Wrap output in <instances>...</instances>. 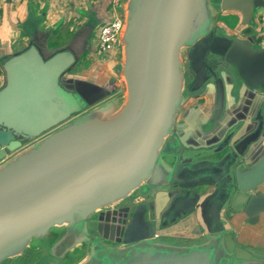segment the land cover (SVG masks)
<instances>
[{
  "label": "water",
  "instance_id": "1",
  "mask_svg": "<svg viewBox=\"0 0 264 264\" xmlns=\"http://www.w3.org/2000/svg\"><path fill=\"white\" fill-rule=\"evenodd\" d=\"M262 9L123 0L124 89L70 51L7 59L0 264H264L238 227L264 221V44L240 29Z\"/></svg>",
  "mask_w": 264,
  "mask_h": 264
},
{
  "label": "crops",
  "instance_id": "2",
  "mask_svg": "<svg viewBox=\"0 0 264 264\" xmlns=\"http://www.w3.org/2000/svg\"><path fill=\"white\" fill-rule=\"evenodd\" d=\"M111 14L109 0H4L0 18V87L6 80L4 62L35 45L46 58L64 49L71 51L76 62L70 75L107 86L114 82L121 89V80L114 73L120 52L109 58L97 50L98 30ZM232 16L236 23L228 24L234 28L239 24V15L222 19L227 21ZM256 17L254 25H241L240 29L257 40L264 26V9ZM238 227L242 239L249 231V238L244 240L264 247L257 242L258 237H264V221L253 226L239 217Z\"/></svg>",
  "mask_w": 264,
  "mask_h": 264
},
{
  "label": "built area",
  "instance_id": "3",
  "mask_svg": "<svg viewBox=\"0 0 264 264\" xmlns=\"http://www.w3.org/2000/svg\"><path fill=\"white\" fill-rule=\"evenodd\" d=\"M111 5V17L103 23L98 30V43L97 50L100 55L106 57H114L117 52H120V48L117 45L124 16L122 14L123 0H109ZM4 0H0V18L3 8ZM260 45L264 44V26L262 27L260 34L257 38Z\"/></svg>",
  "mask_w": 264,
  "mask_h": 264
},
{
  "label": "rangeland",
  "instance_id": "4",
  "mask_svg": "<svg viewBox=\"0 0 264 264\" xmlns=\"http://www.w3.org/2000/svg\"><path fill=\"white\" fill-rule=\"evenodd\" d=\"M64 50H66V51H69V50H67V49H64ZM71 52V51H70ZM102 57H106V56H104V55H101ZM120 57V56H119ZM120 80H121V78H120ZM121 88H123L124 89V82L121 80ZM186 115L184 114V117H185ZM184 119V118H183ZM248 233V234H247ZM245 236H244V239H247V238H249L248 236H250L249 235V231H246L245 233ZM259 244H264V242H261V241H257ZM32 256H33V252L31 251L30 253H28L27 254V256H25L24 258H20L19 260H13L14 262H18L17 264H29V262L32 260ZM71 259H73V256L71 257ZM70 259V260H71ZM21 261V262H20ZM14 262H10V263H8V264H13ZM70 262H67L66 264H69ZM16 264V263H15Z\"/></svg>",
  "mask_w": 264,
  "mask_h": 264
},
{
  "label": "flooded vegetation",
  "instance_id": "5",
  "mask_svg": "<svg viewBox=\"0 0 264 264\" xmlns=\"http://www.w3.org/2000/svg\"><path fill=\"white\" fill-rule=\"evenodd\" d=\"M207 105V100H201V101H197L195 102V104H193L189 109L190 111L187 113V115H190L192 112V110L197 109V108H202L203 106ZM194 112V111H193ZM180 121H183V119H181ZM259 241L264 242V237H258Z\"/></svg>",
  "mask_w": 264,
  "mask_h": 264
},
{
  "label": "trees",
  "instance_id": "6",
  "mask_svg": "<svg viewBox=\"0 0 264 264\" xmlns=\"http://www.w3.org/2000/svg\"><path fill=\"white\" fill-rule=\"evenodd\" d=\"M227 21L230 25H234L236 23L235 17H227Z\"/></svg>",
  "mask_w": 264,
  "mask_h": 264
}]
</instances>
